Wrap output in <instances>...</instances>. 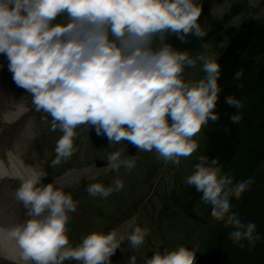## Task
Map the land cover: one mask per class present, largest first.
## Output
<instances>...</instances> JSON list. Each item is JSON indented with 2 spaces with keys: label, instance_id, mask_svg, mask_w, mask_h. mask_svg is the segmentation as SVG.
Returning <instances> with one entry per match:
<instances>
[{
  "label": "clouds",
  "instance_id": "obj_1",
  "mask_svg": "<svg viewBox=\"0 0 264 264\" xmlns=\"http://www.w3.org/2000/svg\"><path fill=\"white\" fill-rule=\"evenodd\" d=\"M200 16L199 0H0V56L15 85L31 96L34 110L51 117L49 131L60 133L50 166L61 165L77 151L78 127L94 130L107 139L106 148L115 149L107 153L103 167L105 174L115 175L109 186L90 182L86 190L106 199L124 188L121 169L130 172L137 164L136 155L124 156L116 145L128 142L137 151L154 150L158 159L177 167L181 158L196 152L202 127L220 120L219 54L202 43V51L193 56L173 40L202 41L207 30ZM197 68L203 75L193 78L187 70ZM242 74L237 70L233 79ZM224 102L230 108L243 106L231 95ZM229 119L239 123L241 116ZM18 179L15 198L26 218L7 235L25 261L112 264L125 241L139 250L149 235L150 229L133 218L122 231L96 229L73 246L66 227L77 207L71 194L45 183L43 172ZM184 183L200 193L212 218L233 229L229 238L234 244L246 240L254 246L260 239L257 225L232 211L231 200L242 196L251 179L234 182L231 175H222L218 158L200 154ZM151 252L139 259L129 255L127 264H196L183 246L163 251L156 246Z\"/></svg>",
  "mask_w": 264,
  "mask_h": 264
},
{
  "label": "rangeland",
  "instance_id": "obj_2",
  "mask_svg": "<svg viewBox=\"0 0 264 264\" xmlns=\"http://www.w3.org/2000/svg\"><path fill=\"white\" fill-rule=\"evenodd\" d=\"M199 4L200 22L209 35L206 43L210 51L218 53L219 57L242 30L245 22L264 23V0H199ZM232 5L237 6V11L229 15L227 12ZM200 51L201 47L195 49L192 55ZM1 63L7 65L4 56H0ZM187 71L193 78L203 75L198 68ZM22 92L30 99L27 109H32V114L29 119L38 121L35 137L31 141V155L35 158L33 165L38 168L37 172L54 177L51 183L61 187L65 193H70L77 203L76 211L69 213L70 219L66 225L71 245L75 246L83 236L96 229L104 232L112 229L122 231V226L133 218L139 226L150 229L149 235L139 250H132L125 241L111 257L112 264H127L129 255H136L138 259L145 254L151 256V249L156 246H160L161 251L164 248L172 250L186 247L195 256L196 264H249L245 260L248 252L264 244V161L257 168L248 189L239 199L231 202L232 211L238 213L243 221L257 225L256 232L260 239L254 246L246 240L234 244L229 238L233 229L212 218L200 198L192 206L193 216H189L180 205L186 200L189 189L184 179L192 171L193 162L205 144L206 127H202L196 136L199 142L197 151L188 158H181L178 167L158 159L154 150L137 151L128 142L116 145L115 148L125 150L124 156H137L136 167L130 172L121 169L119 176L124 182L121 191L112 193L106 199L92 197L86 190L87 183L101 182L109 186L115 175L103 171L107 153L115 149L106 148L108 141L105 137L97 136L91 129L88 132L86 126H80L74 138L77 151L61 165L50 166L51 160L55 158V142L60 133L49 131L51 117L36 112L31 96L23 89ZM69 173L72 176L59 181L60 177ZM92 176L96 179L91 180ZM0 264L13 263L0 260ZM64 264L77 262L69 260Z\"/></svg>",
  "mask_w": 264,
  "mask_h": 264
},
{
  "label": "trees",
  "instance_id": "obj_3",
  "mask_svg": "<svg viewBox=\"0 0 264 264\" xmlns=\"http://www.w3.org/2000/svg\"><path fill=\"white\" fill-rule=\"evenodd\" d=\"M236 11L237 6L232 5L227 14ZM245 24L219 57L222 70L219 83L223 91L216 111L220 113V120L206 126L205 144L198 154L209 159L218 158L222 175H231L234 182L252 180L264 161V23L248 21ZM188 39V44H179L175 40L173 43L192 55L195 49L209 40V35L202 41L195 37ZM237 70H242L243 74L239 80H234ZM227 95L240 100L242 108H230L225 104ZM236 113L241 119L239 123H232L229 116ZM195 163L196 159L193 165ZM199 198L200 193L189 186L186 200L180 204L189 216H193L192 206ZM234 200L236 198L231 202ZM245 260L249 264H264V244L253 247Z\"/></svg>",
  "mask_w": 264,
  "mask_h": 264
},
{
  "label": "bare ground",
  "instance_id": "obj_4",
  "mask_svg": "<svg viewBox=\"0 0 264 264\" xmlns=\"http://www.w3.org/2000/svg\"><path fill=\"white\" fill-rule=\"evenodd\" d=\"M30 99L15 86L7 65L0 64V260L13 264H31L22 258L15 240L8 230L26 218V210L15 198L21 175L37 172L35 158L31 155V141L38 128L36 119L30 120L32 109H27ZM72 173L59 178L68 179ZM45 183L54 177L46 174ZM57 183V181H56ZM58 184V183H57ZM61 186V184L59 185Z\"/></svg>",
  "mask_w": 264,
  "mask_h": 264
}]
</instances>
